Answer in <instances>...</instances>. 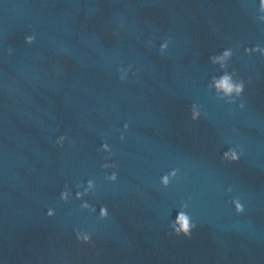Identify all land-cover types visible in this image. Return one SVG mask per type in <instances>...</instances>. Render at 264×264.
Here are the masks:
<instances>
[{"label": "clouds", "instance_id": "9594fccd", "mask_svg": "<svg viewBox=\"0 0 264 264\" xmlns=\"http://www.w3.org/2000/svg\"><path fill=\"white\" fill-rule=\"evenodd\" d=\"M260 9L261 11H264V0H260ZM35 37L34 36H27L25 38V42L27 44H32L34 41ZM167 48V43H164L161 45L160 51L161 53L164 52V50ZM259 49H253L252 51H258ZM246 51H249L246 49ZM9 54H11V49H9ZM232 55L231 50H225L223 52L222 56H213L211 57V61L212 63H217L221 60H223L226 57H230ZM221 67L223 68L224 65L222 64ZM123 71V70H122ZM123 79V77H121ZM214 82H215V86L218 90H222L224 92L225 96H229V97H233V95L235 97H239L243 91H244V83L243 81L240 82H233L232 79V75H229L228 73H224L222 76H220L219 78H213ZM220 99H223L222 97H218ZM229 103L233 102L231 99L228 100ZM243 105H241L242 107ZM200 116V112L197 111V105H193L192 107V119L195 120ZM125 130H127L128 125L125 124L124 126ZM64 137L60 138V141H58V143H62L63 142ZM121 139H123V136H121ZM103 148L105 150H108V145L104 144ZM242 154V150L240 153H238L236 150L234 149H229L227 152H225L223 154V159L229 162H237L240 159V155ZM110 165H104V167H109ZM169 176H173L176 177L177 176V170H173L171 173L163 176L162 178V183L167 186L169 184ZM116 174L113 173L111 176H108L107 179L111 180V181H115L116 180ZM92 181H88V188L92 187ZM88 192V189H85L83 194H86ZM82 196V193L77 192L76 194V198L80 199ZM60 199L66 201L68 199V191H63L60 194ZM235 210L237 213H242L244 211V207L241 204L239 199L233 200L232 201ZM82 208H89L90 206L87 203H84L81 205ZM183 207H187V205H184ZM92 211H94V209H91ZM54 213L52 210H49L47 215L48 216H52ZM99 216L101 219H105L108 216V210L106 207H101L100 208V212H99ZM171 227L174 231V233L176 235H184V236H190L191 235V231L192 229L195 227V225L191 222L190 216L188 214H186L185 211H179L176 215V218L174 220V222L171 224ZM77 239L84 242V243H88L90 242V236L87 234H81V233H77Z\"/></svg>", "mask_w": 264, "mask_h": 264}]
</instances>
